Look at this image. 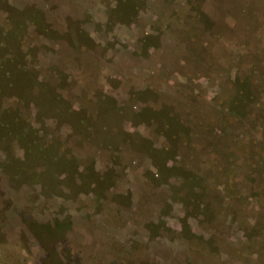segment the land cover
<instances>
[{
	"label": "rangeland",
	"instance_id": "374dc122",
	"mask_svg": "<svg viewBox=\"0 0 264 264\" xmlns=\"http://www.w3.org/2000/svg\"><path fill=\"white\" fill-rule=\"evenodd\" d=\"M0 67V264H264V0H0Z\"/></svg>",
	"mask_w": 264,
	"mask_h": 264
},
{
	"label": "trees",
	"instance_id": "16d2710c",
	"mask_svg": "<svg viewBox=\"0 0 264 264\" xmlns=\"http://www.w3.org/2000/svg\"><path fill=\"white\" fill-rule=\"evenodd\" d=\"M18 75H20V79H21L22 76H21V74H19L18 70H12V71L8 70V71L3 72L2 67H0V134L6 133L7 129L5 126L6 125L5 121L11 120V117H9L10 112H8V110L1 109V102L3 101V98L12 97V96L13 97L14 96L24 97V96H21V94L25 93V91L18 92L15 90V87H16L15 79L17 78ZM8 79H10L9 82H8ZM3 120H5V121H3ZM11 123H13L14 126L17 128L16 133H19L20 137L15 136L14 135L15 133L13 134L11 131H8L7 135H11L13 140L14 139L19 140L20 146L21 145H27L28 143H26V142H28L29 137L25 133L21 132L22 127L15 120H13ZM172 126H175V123H172ZM22 131H24V130L22 129ZM20 143H22V144H20ZM37 160H38V156L36 157V161Z\"/></svg>",
	"mask_w": 264,
	"mask_h": 264
}]
</instances>
